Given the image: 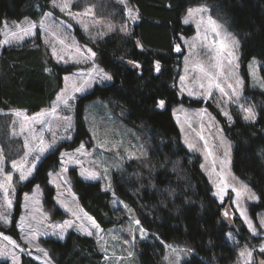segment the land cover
<instances>
[{"label":"trees","instance_id":"1","mask_svg":"<svg viewBox=\"0 0 264 264\" xmlns=\"http://www.w3.org/2000/svg\"><path fill=\"white\" fill-rule=\"evenodd\" d=\"M51 2L0 0V38L3 22L30 18L39 23L45 13L53 9ZM129 2L139 11V20L130 34L117 30L101 41H93L77 29L78 37L93 48L104 71L113 79L110 84L95 85L80 98L77 136L72 143L62 147L73 149L88 137L83 111L89 101L99 98L109 102L128 125L136 130L143 129L149 137L150 150L146 161L153 169L145 168L144 162L133 160L126 163L127 171L136 169L148 178L129 179L126 178L127 171L113 173L116 194L133 207L141 225L150 233V239L138 244L141 264H163L164 243L187 245L193 250L191 258L183 264H231L236 260L238 248L227 238L228 226L221 217L224 204L212 194V186L201 169V157L191 153L182 143L172 115V107L180 102L189 106L204 104L180 93L178 79L185 49L181 53L173 49L174 45L181 43V36L194 33L192 26L182 23L187 9L207 3L225 18L230 30L239 38L245 74L248 62L256 58L264 80V0ZM137 42L142 47L137 46ZM157 60L161 63L160 72L155 71ZM46 68L51 71H45ZM73 68L56 63L41 41L37 46L25 44L4 48L0 51V108L31 113L49 108L62 87L63 75ZM247 90L248 95L252 97L253 94L254 100L264 98L262 92ZM160 99L166 101L163 109L156 107ZM208 106L223 122L225 133L234 144V172L249 181L259 195V201L251 204L252 213L256 215L264 210V107L260 108L259 117L254 122L245 121L236 112L234 123L229 124L214 106ZM58 164V151L47 155L39 165L36 177L21 188L19 197L39 183L45 188L46 209H52L54 190L48 184V172ZM73 177L80 204L100 227L108 229L119 224L117 210L112 207L111 192L103 190L98 181L80 179L76 171H73ZM140 184L147 187L136 194L131 191ZM17 207L19 210V203ZM56 214L62 215L59 210ZM16 217L10 227L0 226V231L19 240ZM236 221L241 223L239 216ZM238 237L258 255L256 248L260 236L251 235L242 225ZM43 242L56 264H104V255L92 236L71 231L65 240L51 238ZM21 264L40 263L24 254Z\"/></svg>","mask_w":264,"mask_h":264},{"label":"rangeland","instance_id":"2","mask_svg":"<svg viewBox=\"0 0 264 264\" xmlns=\"http://www.w3.org/2000/svg\"><path fill=\"white\" fill-rule=\"evenodd\" d=\"M198 7L205 8L207 11L196 13L193 20L188 24L193 27L194 33L190 36L180 37V45L182 50L185 49V54L183 56L181 73L178 79V88L180 90V77L186 76L185 84L188 87H192L194 92H200L201 89H199L197 84L193 83V80L196 77H200L201 82L207 83V78L203 77V75L196 70V65H203L206 69L217 74L225 90L229 93L231 90L227 89V84L232 83L236 86L237 80H241L242 84L237 87L240 98L238 101H236L234 97L232 100H229L228 97L223 96L217 89H213L212 97L207 100L196 98L195 96L190 97L187 95L186 91L183 93L180 91L182 95L193 100L203 101L204 104L202 106H189L180 102L172 107V115L179 128L181 141L184 146L189 150L187 144H185V138L187 137L189 142L196 144L199 149V151H189L191 153H197L201 157V165L204 166L203 168L201 167V169L212 186L213 196L220 203L221 200L219 196L214 195V193L217 191L216 185L221 183V177H223L224 181L230 186L224 195L223 203H221L224 204L221 217L222 221L228 226V240L238 248L236 260L231 264H248L247 256H240L241 251L245 249L252 252L250 264H260L261 261H264V253H261L259 250L260 246L264 244V226L260 224L261 219L264 218V210L253 215L251 204L259 201V195L254 191L249 181L236 175L234 172V144L226 135L223 122L208 106V104L214 106L229 124L234 123L236 112L239 113L242 118L244 117L245 113L242 111L241 105L244 107H251L256 113L257 120L260 108L264 107V98L261 97V100H254L253 94L252 97L248 95L247 89L257 90L264 94V80L259 71L260 62L258 59L255 58L254 61L252 58L247 64L246 75L243 70L240 40L235 33L230 30L225 18L219 13H216L213 7L207 3L194 5L189 8L196 9ZM128 8H132L135 11L138 19L133 21L129 17ZM88 9H91L88 15H80L76 19L70 18L58 8H53L45 13L39 23L32 21L30 18H24L21 21H5L2 24L0 51L6 47H21L25 44L37 46L39 41H41V44L48 49L53 60L58 63L57 57H54L52 52L53 47H55L57 53L64 54L61 51L63 46L58 42L62 39L66 45L78 46L82 50H85V52L87 49H91L95 55L92 59L85 61L84 57L76 54L73 48L69 51L68 55H65V59L70 58L69 63H58L65 67L73 66L74 68L63 75L62 87L49 108H44L34 113L21 109L3 110L0 108V161H2L4 168V172L0 173V183H4L5 176L10 173L13 176L12 187L15 189V191L9 189L8 198L12 201V206L8 208L4 199L3 189L0 188V214L6 216L8 221L4 223L3 220L0 219V226L4 228L10 227L14 216H17L16 228L20 234L19 240H17L12 234L0 231V264L6 262L7 264H21V257L24 254L29 255V253H31L29 256L40 264H46V261L49 259L51 260V264H56L50 255L49 249L44 246L43 240L51 238L65 240L71 231L94 237L99 244L100 251L104 255V264H141L138 244L141 241L150 239V233L141 225V222L139 226L135 223L139 218L133 207L116 194L113 177L114 172L123 173L127 171L126 163L133 160L144 162L142 165L145 168L150 170L153 169L146 161L150 150L147 132L143 129L136 130L128 125L114 108L111 107L109 102L97 98L89 101L83 111V121L86 125L88 137L82 139L79 145L73 149L62 147L64 144L72 143L77 136V111L80 98L89 93L95 85H107L110 84L112 80L101 82L100 77L93 74L95 78L90 81L91 87H86L85 91L82 93L74 94L75 99L70 101L71 108H64L61 106L57 109L55 114L43 117V119L48 121L45 125L34 123L32 119L25 121L22 117H17L15 115V113L19 112L29 118H35L38 113H50L58 95L66 86L64 81L65 76L70 78L68 89L69 92H71L73 80H75L77 84L82 82L80 79H77L78 74L84 73V78H87V74L92 69L93 64L98 66L99 69H103L97 53L89 44L78 37L77 29L89 39L101 41L115 31L125 27L127 31L121 32L130 34L133 26L139 20V11L129 0H125L123 3L121 0H73L70 10L73 13L83 14ZM185 15L186 12L182 20ZM201 17H203V23H201L198 30L196 23ZM209 17H211L217 25L221 26L222 36L224 34H231L238 42V47L235 48V56L238 59L233 61L232 66H228L225 62V76L227 79H225V77H220L217 70L213 67L215 64L212 58L215 55L214 51L201 47L202 43H207L203 40V36L205 34V29H210L211 27L208 23ZM17 24H19L21 28L27 27L29 24H35L37 27L33 35L24 36L23 39L18 40L11 36L12 31H16L18 36H23V33L19 32L16 28ZM5 25H7V28H5ZM84 25L88 26L87 30H85ZM43 28H47L48 32H44ZM6 31L8 33L7 36L5 35ZM5 39H8L9 43H3ZM45 40H48L49 43L45 44ZM190 44H196L197 47L190 49ZM185 57H188L187 65L185 63ZM76 60H81L83 62L75 63ZM236 64L239 65L238 68H235ZM250 64L251 68H249ZM186 67L187 72L185 71ZM203 109H206L207 112L201 116L199 113ZM224 111L231 115V121H229L228 117L223 115ZM65 116L71 117V128L66 127L67 122L63 119ZM189 124H191V127H189ZM193 129H195V132ZM201 131L213 152L212 157H206L204 141L199 140L196 135L197 132ZM41 137L46 144H52L55 139V146L44 154L39 165L50 153L58 151L59 154L57 169L54 168L48 172V184L54 190L52 196L54 206L50 210L46 209L45 200L47 201V197L45 188L39 183L35 184L32 190L22 192L21 197H19L21 188L36 177L38 168L28 181L23 182L18 179L19 171L12 168V163L14 161L18 164H23L24 170H27V168L31 166L34 156L37 154V152L32 150L38 148L39 139ZM221 138L226 142L223 146H221ZM81 143L85 145L83 151L87 153L86 155H80L76 152V149L79 148ZM26 144L27 147L25 146ZM228 144L231 145V150L229 156L226 157L225 152L228 151ZM100 145L103 146L101 147ZM30 151H32V155L26 157L25 153ZM61 153H68L73 159L78 158L83 163L76 164L74 162H68L64 164L62 161H66L68 158L61 157ZM213 158L215 159V167H213ZM222 160L227 162L221 164ZM63 167H67L68 171L63 172ZM82 168L97 172L99 178L96 180L84 179L80 176ZM73 171H76L80 179L88 182L98 181L103 190L111 192L112 207L117 210V215L120 220L119 224L108 229H102L96 220L85 211L74 189ZM126 178L145 180V178L147 179L148 177L145 176L143 172L135 169L132 172L127 171ZM37 185L39 187H37ZM57 185H59V187H57ZM243 185H247L250 193H254L258 198L256 201H252L249 199L248 195H245L240 201V207L246 210L248 218L252 221L253 226L257 230L258 235L256 236H260V241L256 248L258 255L255 254L249 244L243 243L238 237L241 226L245 225L247 229L248 226L244 223V219L240 216V212L233 203V200H235V193L232 192L231 187L242 189ZM145 187L147 186L140 184L138 187L132 188L131 191L136 194V192H140L141 189ZM229 197L230 200L227 201ZM18 203L20 206L19 210H17ZM65 205L67 207H65ZM57 210L62 213L61 216L56 214ZM226 211L228 213L227 217L224 215ZM73 213L76 215H73ZM236 216H239L241 223L236 221ZM77 217H79V219H77ZM89 217H91V220H89ZM64 220L72 221L73 226L63 230V239H61L58 235L61 229L54 226L62 224ZM92 221H95L98 227H92ZM78 225H83L87 231L92 232V235H87L86 232L78 230ZM141 227L145 230L143 235L139 230ZM250 234L252 235L251 232ZM4 236L10 237V240L15 241V244L11 243L9 240H5ZM164 247L163 264H183L193 255V250L187 245L164 243ZM38 248L46 250L49 254L48 257H44L43 253L39 251ZM173 249H175V251H173Z\"/></svg>","mask_w":264,"mask_h":264},{"label":"snow or ice","instance_id":"3","mask_svg":"<svg viewBox=\"0 0 264 264\" xmlns=\"http://www.w3.org/2000/svg\"><path fill=\"white\" fill-rule=\"evenodd\" d=\"M121 2L123 3V2H125V0H121ZM72 3H73V0H52L53 8H58L61 12L65 13L66 15H68L72 19H76L80 15H88L89 12L91 11V9H88L83 14L73 13L70 10ZM205 11H207V9L202 8V7H198L196 9H192V8L187 9L186 15H185L184 19L182 20V23L184 25H188L190 23V21L193 20L196 13H202ZM128 15L133 21L138 19L135 11L132 8H128ZM201 23H203V17H201V19L199 21H197V23H196L198 30L200 28ZM208 23L211 27H210V29H205V34L203 36V40L206 41L207 43H202L201 47L209 49L211 51H214L215 55L212 58L215 61V64L213 65V67L217 70L220 77H225V79H227V77L225 76V62L227 63L228 66H232L233 61L238 59L235 56V48L238 47V42L231 36V34H224L222 36L221 26L217 25L216 22L214 20H212L211 17L208 18ZM36 27L37 26L35 24H29L27 27L21 28L20 25L17 24L16 28L19 30V32L23 33V36H18V33L16 31H12L11 36L17 38L18 40L23 39L24 36L33 35ZM87 27H88L87 25H84L85 30H87ZM5 28H7V25H5ZM43 31L48 32V29L43 28ZM121 31H127V28L126 27L122 28ZM5 35L6 36L8 35L7 31L5 32ZM210 37H211V39H210ZM58 42L63 46L61 51L64 53V54L57 53L55 47H53L52 55L54 57H57L58 63H60V62H63L65 64L69 63L70 58L65 59V55H68L69 51H71L73 48H74V51L76 54L84 57L85 61L92 59V57H94V55H95V53H93L91 51V49H87L85 52V50H82L78 46L66 45L64 40H62V39L59 40ZM3 43H9V40L5 39L3 41ZM44 43L48 44L49 41L45 40ZM137 46L142 47V45H140L139 42H137ZM196 47H197L196 44H190L189 45L190 49H194ZM173 50L176 53H181L182 47L180 44H176V45H174ZM253 60L255 61V58H253ZM81 62H83V61H81V60L75 61V63H81ZM187 62H188V57H185L186 65H187ZM129 63H134V62L129 61ZM134 66L140 67L139 64H135ZM154 67H155L156 72L161 71V63L159 60H157L155 62ZM238 67H239V65L236 64L235 68H238ZM249 68H251V64L249 65ZM196 70L199 73H201L203 75V77L207 78V83L205 84L204 82H201L200 77L194 78L193 83L197 84L199 89H201L200 92H194L192 87H188L185 84L186 76H181L180 77V85H181L180 91H181V93L186 91L187 95L190 97L195 96L196 98H203V99L207 100V99L212 97L213 89H217V90H219V92L223 96L228 97L229 100H232L233 97L235 98L236 101L239 100L240 97H239V92L237 91V87L242 84L241 80H239V79L237 80L236 86H234L232 83L227 84V89L231 90L229 93L228 91L225 90V87L220 82V79L216 73H213L212 71L206 69L203 65H196ZM45 71L50 72L51 69L46 68ZM185 71L187 72V67L185 68ZM93 74H95V76H99L101 79V82L111 81L113 79L112 75L108 74L103 69H99L98 66L93 64L92 69L87 74V78H84L85 77L84 73L78 74L77 79H80L82 81L81 83L77 84L75 82V80H73V82L71 84V92H69V89H68V82H69L70 78L68 76L64 77V81H65L66 86L62 90V92L58 95L57 100H56L55 104L52 106L50 113L41 112V113H38L37 117H35V118H29L28 116H26L22 113H19V112L15 113V115L17 117H22V119L25 121L32 119L34 123L41 124V125L47 124L48 121L43 119V117L55 114L57 112V109L60 108L61 106H63L64 108H71L70 101L75 99L74 94L75 93H82L85 91L86 87H91L90 81L95 78V76ZM165 104H166V101L163 99H160L157 101L156 107L163 109L165 107ZM241 109L245 113V115L243 117V119L245 121L254 122L256 120V113L253 111V109L251 107H244L243 105H241ZM206 112H207V110L203 109V110H201V112L199 114L202 116ZM223 115L228 117L229 121H231L232 118L228 112L224 111ZM63 119L67 122L66 127L71 128V126H72L71 125V117L65 116V117H63ZM189 127H191V124H189ZM202 130H203V126H202ZM193 131L195 132V129H193ZM196 135L198 136L199 140L204 141V151L206 153V157H212L213 152L209 147L208 141L205 139L204 135L202 134V131L197 132ZM69 139H70V137H69ZM185 144H187L189 150L199 151L196 144L190 143L187 137L185 138ZM224 144H226V142L221 138V146H223ZM25 146L27 147V144ZM54 146H55V139L53 140L52 144H46L44 142L43 138L41 137L39 139L38 148L32 150V151L37 152V154L34 156V160L31 163V166L27 168V170H24L23 164H18L17 162L14 161L12 163V168L19 171V177H18L19 181H21V182L28 181L33 176L34 171L38 168V165L41 161V158L44 156V154L46 152L50 151ZM100 146L102 147L103 145H100ZM84 148H85L84 143H81L79 148L76 149V152L79 153L80 155H86L87 153L83 151ZM227 148H228V151L225 152L226 157L229 156V154H230L231 145L228 144ZM32 151L25 153V156L27 157L29 155H32ZM61 157H67L68 158L66 161H62V163H64V164H66L68 162H74L76 164H82L83 163L78 158L73 159V157L68 153H61ZM25 162H27V161H25ZM226 162L227 161L222 160L221 164H224ZM201 167L203 168L204 166L201 165ZM213 167H215V159L214 158H213ZM62 171L63 172L68 171L67 167H63ZM3 172H4L3 164H2V161H0V173H3ZM80 176L86 180H96L99 178L97 172L91 171L88 169H83V168L81 169ZM12 181H13V176L9 173L5 176V182L0 183V188L3 189L4 199L6 202V206L8 208H11V206H12V201L8 198L9 189H12V191H15V189L12 187ZM37 187H39V186L37 185ZM57 187H59V185H57ZM216 187H217V191L214 193V195L219 196L221 203H223L224 195L226 194V192L230 186L224 181L223 177H221V183L217 184ZM231 190H232V192L235 193V200H233V203L236 205L237 210L240 212V216L244 219V223L247 224L248 229L252 233L253 236L258 235L256 228L253 226L252 221L248 218V216L246 214V210L240 207V201H241V198L243 196L248 195L249 199H251L252 201H256L258 198L255 196L254 193H250V190L248 189L247 185H243L242 189H237L235 187H231ZM65 207H67V206L65 205ZM73 215H76V214L73 213ZM224 215H225V217L228 216L227 211L224 213ZM0 219H2L4 223L8 222L7 217L3 216L2 214H0ZM77 219H79V217H77ZM89 220H91V217H89ZM135 223L138 226L140 225L139 220H136ZM260 224H261V226H264V218L261 219ZM72 226H73L72 221L64 220L62 224L55 225L54 227L61 229V232L58 233V235L60 236L61 239H63V230L66 228H71ZM92 227H98L95 224V221H92ZM77 228L80 231L86 232L87 235H92V232L87 231V229L84 228L83 225H78ZM139 230H140L142 235L145 233V230L142 227ZM33 238H34V236H33ZM4 239L9 240L11 243L15 244V241H11L10 237L4 236ZM38 250L43 253L44 257H48L49 254L46 250H44L42 248H38ZM259 250L261 253H264V244H262L260 246ZM173 251H175V249H173ZM29 255H31V253H29ZM130 255H131V253H130ZM245 255L248 258V264H250L251 259H252V252L248 251L247 249H245L244 251H241L240 256L244 257ZM46 264H51V260L50 259L47 260ZM260 264H264V261H261Z\"/></svg>","mask_w":264,"mask_h":264},{"label":"bare ground","instance_id":"4","mask_svg":"<svg viewBox=\"0 0 264 264\" xmlns=\"http://www.w3.org/2000/svg\"><path fill=\"white\" fill-rule=\"evenodd\" d=\"M57 169V168H56Z\"/></svg>","mask_w":264,"mask_h":264}]
</instances>
